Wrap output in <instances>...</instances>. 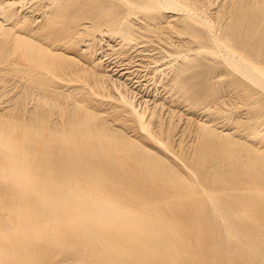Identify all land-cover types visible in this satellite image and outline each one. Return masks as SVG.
<instances>
[{
    "label": "rangeland",
    "instance_id": "1",
    "mask_svg": "<svg viewBox=\"0 0 264 264\" xmlns=\"http://www.w3.org/2000/svg\"><path fill=\"white\" fill-rule=\"evenodd\" d=\"M180 1L0 0V264H264V84L226 52L264 70V0ZM142 26L178 46L160 73L125 66ZM15 41L72 72L36 141Z\"/></svg>",
    "mask_w": 264,
    "mask_h": 264
},
{
    "label": "bare ground",
    "instance_id": "2",
    "mask_svg": "<svg viewBox=\"0 0 264 264\" xmlns=\"http://www.w3.org/2000/svg\"><path fill=\"white\" fill-rule=\"evenodd\" d=\"M142 1V2H141ZM131 2V1H130ZM183 2V1H182ZM134 3H140L142 4L143 7L145 6H150V5H158L162 8H164V10H166L165 8L169 9V8H175V9H179V8H183L186 10L185 13H187V8H189V6L183 5L181 3L180 0H134ZM184 3V2H183ZM126 4V3H125ZM186 4V3H184ZM134 5V4H133ZM141 6V7H142ZM138 7V6H136ZM140 7V6H139ZM145 9V8H144ZM150 9V8H149ZM85 10V9H84ZM146 10V9H145ZM148 10V9H147ZM191 10V9H189ZM82 11V10H81ZM129 11V10H127ZM132 11V10H131ZM170 10H168L169 12ZM182 11V10H181ZM193 11V9L191 10ZM190 11V13H191ZM240 11V10H239ZM53 12V11H52ZM176 12V10L174 11ZM173 12V13H174ZM196 12V11H194ZM192 13L194 14V16H196V13ZM247 11H244V13H246ZM172 13V14H173ZM188 13V14H190ZM129 14V13H128ZM176 14V13H175ZM190 14V15H192ZM28 15V14H27ZM202 15V14H201ZM41 17V16H40ZM197 17V16H196ZM194 17V18H196ZM200 15L197 17L199 18ZM75 18V17H74ZM193 18V19H194ZM188 19V18H187ZM192 19V20H193ZM200 19V18H199ZM198 19V20H199ZM202 19V17H201ZM200 19V20H201ZM237 20V19H236ZM181 21V20H180ZM206 21V20H205ZM202 20V23L204 22L205 24H207L206 21ZM257 21V20H256ZM3 21H0V29L4 30L5 29V25L2 23ZM48 22V20H47ZM196 22V21H195ZM41 23V22H40ZM141 24V23H140ZM45 25V24H44ZM86 25V24H84ZM90 25V24H89ZM95 24H93L92 27H94ZM111 25V24H110ZM207 26V25H206ZM91 27V28H92ZM98 27L99 24H98ZM209 28V27H208ZM100 29V28H99ZM140 30H144V32H141V34H139L137 37L131 38L130 34H129V28H126L123 30V35H122V39L120 42L121 46L123 43H127L130 47L129 50H132L133 53L135 52V56L129 58L128 62H126L125 66H130L132 63V59H134L135 57H138L140 60V64H138L140 67H152L153 68V72L154 73H160L163 71V68L166 65H170V63H172L174 61V58L177 56L174 55L173 51L174 49L178 48V46L174 43V42H169L166 41L165 44H162L161 42H159L158 40H155L153 38H151L147 32L150 30L149 26H142L140 28ZM163 30V29H162ZM110 31V30H108ZM98 32V30H97ZM100 32V31H99ZM89 33V32H88ZM139 33V32H138ZM114 36V35H113ZM213 36V35H212ZM120 38V37H119ZM212 39V38H211ZM17 42L21 43L26 42V38L25 36H23L21 33L16 37ZM36 40V39H35ZM109 40V39H108ZM169 40V39H168ZM219 39H216V41L219 43L218 41ZM118 41V40H117ZM227 41V40H226ZM15 41V43L11 46L10 48V53L7 54L6 56H3L1 59L2 62L6 61L9 57H12L13 55H15V58L11 61V65L15 68L16 71L23 73V77H26L28 81H31L36 87H38V96L35 98L36 102H35V107L33 110H28V116H26L24 122V129H25V133L31 134V137L33 138V140H40L41 136H46L48 137V135L46 134V131L49 129V132H53V133H59L61 131L60 125L58 120H52L50 122V126H46L45 124L47 123V111L45 109V104H44V100L48 99L51 100V102L53 103V105H55L58 102L59 99V92L56 89V82H52V80L49 77V74L52 73L55 77H59L61 75H68L71 74L72 72H70V70L68 69L66 64H63L62 62H60L59 57H57L56 55H53L52 59H50V62L47 63L48 57H42V58H35V59H31L30 58V53L28 51H26L25 49H23V47L21 45L16 44L17 43ZM118 43V42H117ZM178 43V42H177ZM226 43V42H225ZM30 43L26 42V45H28ZM105 44V43H104ZM116 45V44H115ZM118 45V44H117ZM128 45H125L128 47ZM181 45V44H180ZM219 45H221L219 43ZM86 46V45H85ZM184 46V45H183ZM223 46V45H222ZM109 47V46H108ZM126 47V49H127ZM229 47V46H228ZM227 47V57L229 58V60H231V62L233 63H240V65L243 67V69L245 71H247L248 74H250L254 80H256L257 82H261L264 84V70L262 68L258 69L257 67H255L254 62H246L243 61L241 58L238 57V55L235 54V52H233L231 50V48ZM4 48V47H3ZM2 48V49H3ZM224 48V47H223ZM99 49V48H98ZM180 49V48H179ZM209 49V48H208ZM115 50V49H114ZM182 50V49H181ZM199 50V49H198ZM202 50V49H201ZM219 50V49H218ZM51 51V50H50ZM192 51V50H191ZM196 51V50H194ZM211 51V50H210ZM55 52V51H54ZM58 52V51H57ZM126 52V51H125ZM179 52V51H178ZM184 52V51H183ZM190 52V51H189ZM221 51H219L220 53ZM131 53V51H130ZM129 54V52H128ZM226 54V53H225ZM133 55V54H132ZM180 57L181 55L178 54ZM183 55V54H182ZM130 57V56H129ZM123 58V57H122ZM102 59V58H101ZM124 61V60H123ZM135 61V60H134ZM133 61V62H134ZM176 62V61H175ZM183 62V61H182ZM184 63V62H183ZM119 64V63H118ZM134 64V63H133ZM173 64V63H172ZM177 64V63H176ZM109 66V65H108ZM173 66V65H172ZM175 66V65H174ZM178 66V65H177ZM231 66V65H230ZM3 67V66H2ZM133 67V66H132ZM234 67V65H233ZM128 68V67H127ZM135 68V67H134ZM147 68V69H148ZM238 68V67H236ZM235 68V69H236ZM126 69V68H125ZM138 69V68H137ZM134 69V70H137ZM142 69V68H141ZM140 69V70H141ZM128 70H130L128 68ZM127 70V71H128ZM179 71V68L177 69ZM109 71V70H108ZM131 71V70H130ZM133 71V70H132ZM63 72V74H62ZM171 73V72H170ZM19 74V73H18ZM137 74V73H135ZM241 74V73H240ZM243 74V73H242ZM130 75V74H129ZM148 75V74H147ZM245 76V75H244ZM134 77V76H132ZM149 77V76H148ZM146 79V78H145ZM66 80H71L66 78ZM107 80V79H106ZM161 80V79H160ZM253 80V79H252ZM124 81V80H123ZM29 84V83H28ZM258 84V83H256ZM261 84V83H260ZM259 84V85H260ZM264 86V85H263ZM91 89V88H90ZM133 90V89H132ZM37 91V90H36ZM68 91V90H67ZM48 92V93H47ZM145 100V99H144ZM17 103H19L20 99H16L15 100ZM14 101V102H15ZM124 101V100H123ZM19 105V104H17ZM137 106V105H136ZM17 107V106H16ZM133 107V106H131ZM18 108V107H17ZM18 114L16 115V118L18 120V122L22 121V117H20L19 115V108H18ZM26 111V110H25ZM87 117V116H86ZM71 122V120H70ZM49 127V128H48ZM142 128V127H141ZM262 135V134H261ZM261 138V137H259ZM57 139V138H56ZM40 145L43 146V148H45V146L47 145L46 142H42L40 143ZM38 146V145H37ZM48 146V145H47ZM6 147V146H5ZM4 147V148H5ZM53 147V146H52ZM61 147V146H60ZM3 148V149H4ZM59 148V147H58ZM8 150V149H7ZM10 150V149H9ZM45 150V149H44ZM4 152V151H3ZM2 156V155H1ZM12 158V157H11ZM7 164V163H6ZM49 177V176H48ZM18 178V177H17ZM84 186V185H83ZM83 195V194H82ZM189 195V194H188ZM3 196V195H2ZM187 196V195H186ZM122 199V198H121ZM46 200V199H45ZM53 200V199H52ZM95 201V200H94ZM126 201V200H125ZM127 202V201H126ZM91 205V204H90ZM213 205V203H212ZM20 206V205H19ZM69 206V205H68ZM215 206V205H214ZM42 207V206H41ZM150 207V206H149ZM58 208V207H57ZM152 208V207H151ZM43 210V208H42ZM48 210V209H47ZM57 211V209H55ZM11 211V210H10ZM50 211V209L48 210ZM121 211V210H120ZM154 211V210H153ZM217 211V210H216ZM33 212V210H32ZM213 212V211H212ZM62 213V212H61ZM55 214V213H54ZM12 216V215H11ZM62 219V218H61ZM44 223V222H43ZM165 223V222H164ZM226 223V222H225ZM224 224V223H223ZM164 227L166 224H163ZM17 229V228H16ZM168 229V227H167ZM224 230V229H223ZM197 237V236H196ZM231 238V237H230ZM176 241L178 242V240L176 239ZM228 242V241H227ZM32 251V250H31ZM86 252V251H85ZM199 253V252H198ZM200 254V253H199ZM211 258V257H210ZM83 260V259H82ZM81 262V261H80ZM84 262V260H83Z\"/></svg>",
    "mask_w": 264,
    "mask_h": 264
}]
</instances>
